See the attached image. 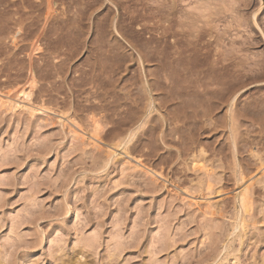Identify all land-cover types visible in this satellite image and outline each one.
<instances>
[{"label": "rangeland", "instance_id": "obj_1", "mask_svg": "<svg viewBox=\"0 0 264 264\" xmlns=\"http://www.w3.org/2000/svg\"><path fill=\"white\" fill-rule=\"evenodd\" d=\"M33 1L34 21L15 24L6 11L29 9L0 0V264H264V80L185 66L159 85L161 35L144 29L160 22L142 7L130 25L125 0H55L45 23ZM197 1L200 26L229 30L216 49L264 52V0L180 4ZM109 45L125 59L113 74Z\"/></svg>", "mask_w": 264, "mask_h": 264}, {"label": "bare ground", "instance_id": "obj_2", "mask_svg": "<svg viewBox=\"0 0 264 264\" xmlns=\"http://www.w3.org/2000/svg\"><path fill=\"white\" fill-rule=\"evenodd\" d=\"M7 1L9 3V8L10 7H13L15 5H18L20 4V6L22 8H27L29 9V11H26L22 12V14L20 13V10L19 11H13L11 10L6 11L5 14H8L10 15L9 17L5 18V19H8L10 21H14L13 23L17 24L18 21H24V20H32L34 21L35 17H34V13H35V8H36V2H34L33 0H16V1H13V0H4V2ZM47 1V6L49 8V11L47 13V16H46V22L47 23L51 16H52V11H53V5L55 3V0H46ZM77 1V0H76ZM74 0V2H76ZM82 1V0H81ZM87 1V0H86ZM90 1V0H89ZM95 1V0H94ZM123 1V0H122ZM188 0H163V2H159L157 0H125L122 2V4H116V6L118 7L117 10H119V13L117 14V18L119 20V23L121 24V21L124 20V17L126 16L127 20L129 19L130 20V25H132L135 21L137 22V17L138 16H134V14H136L139 10L140 7H142L141 9H143L145 11V15L144 17H148V18H158V21L160 22L159 25H156L155 28H146L144 29V32L145 33H150V32H160V35H161V41H160V44H158L160 46V55H162V64H163V71L161 70L159 74V78H157L158 81V84L159 85H162L165 86V83L161 82V80L165 79V77L169 76L168 74V71H170L169 69L171 67H175V68H184L185 70V66H191L192 69L195 68L197 71H198V75H204L202 77L205 78V75L206 74H210L212 70H214V68H221L222 71L224 70L225 71V74L227 75L228 79L227 80H231V81H234V82H244V79L246 77V75L243 73L246 71H253L252 73H254L255 75L251 78V77H248L249 79L253 80V81H261V80H264V52L262 54H256L254 55L253 58L250 57L251 55H240V53L242 52H245L247 50H249V47L252 45V43L254 41H256L255 39H252L251 37L253 36H250L248 38L252 39V42L250 43H247V42H239L240 44V48L238 49H235V45L238 44V42L236 41L237 39L234 38L231 36V42L229 43L230 45V52H229V49L227 50H223L224 52H222V50L220 51L219 49H216L214 47V45H216L217 47H221V48H224L222 47L221 45V42L223 41L220 33L224 31V33L228 32L229 30H223L221 32H219V28H217L219 25H217V27H213V26H210L209 23H205L203 26H200L199 23H201L200 19H199V16L198 14L196 13V11L198 9H200V7L198 6V2H190L188 4H186V6H182L180 3L181 2H186L187 3ZM190 1V0H189ZM192 1V0H191ZM219 1V0H218ZM241 1V0H240ZM245 1V0H244ZM71 2V1H70ZM73 2V3H74ZM78 2V1H77ZM98 2V1H97ZM116 2V1H115ZM222 2V1H221ZM250 2V1H249ZM41 3V2H40ZM66 3V2H65ZM72 3V4H73ZM93 1L92 2H87V4H85V2L82 4L80 3V1L78 3H75L78 4L79 6L82 5L83 7L85 5H87L86 8H88L89 4H90V7L93 6ZM96 1L94 2V6H98V3L97 5H95ZM101 3V2H100ZM238 3V2H237ZM242 3V2H241ZM246 3V2H245ZM185 4V3H184ZM183 4V5H184ZM121 5L123 6L121 9ZM246 5V4H245ZM6 6V4H5ZM19 6V7H20ZM120 6V7H119ZM125 6V7H124ZM204 6H207V5H204ZM214 6V5H213ZM20 7V8H21ZM70 7V6H68ZM133 7V8H132ZM2 8V7H1ZM5 8V7H4ZM93 8V7H91ZM138 8V9H137ZM228 8V7H227ZM238 8V7H237ZM8 9V8H7ZM80 9V8H79ZM235 9V8H234ZM3 10V9H2ZM52 10V11H51ZM78 10V9H77ZM89 10V9H88ZM227 10V9H226ZM5 11V10H4ZM13 11V12H12ZM47 11V10H46ZM73 11V10H72ZM79 11V10H78ZM202 11V10H201ZM205 11V10H204ZM235 11V10H234ZM240 11V10H239ZM10 12V13H9ZM55 12V11H54ZM86 12V11H85ZM0 13H1V10H0ZM4 13V12H2ZM2 13L0 15H2ZM77 13V12H76ZM220 13V10H219V6H215V13H211L213 14V16H217L215 20H212L214 22L218 21V14ZM39 14V13H38ZM67 14V12H66ZM75 14V12H74ZM73 14V17L75 16V18H77L78 20L82 21L83 18V15H84V12L81 13V11L77 14L74 15ZM141 15V13H139ZM17 15H19V17H16ZM46 15V14H45ZM62 15V14H61ZM64 15V13H63ZM87 15V13H86ZM3 16H7V15H3ZM41 16V15H40ZM70 16V15H69ZM110 16V15H109ZM134 16V17H133ZM207 16V15H206ZM205 16V17H206ZM212 15H209V17H211ZM227 16V15H226ZM242 16H245V15H242ZM248 16V15H247ZM72 17V18H73ZM85 17V15H84ZM102 17V16H101ZM106 17L104 16L103 14V18ZM141 17V16H139ZM229 17V16H228ZM227 17V18H228ZM254 19L253 21L255 23L256 22V15L253 16ZM3 19V17H0ZM56 18V17H55ZM68 18V17H67ZM71 16L69 19H72ZM74 18V19H75ZM116 18V17H115ZM231 18V17H230ZM73 19V20H74ZM106 19V18H105ZM147 19V18H146ZM211 18H209L210 20ZM220 19V18H219ZM223 19V18H222ZM244 19V18H243ZM245 19H247L245 17ZM244 19V20H245ZM76 22V24H78V28L76 27V29H80L79 26H80V23L81 22ZM108 20V19H107ZM128 20V22H129ZM153 20V19H152ZM226 20V19H224ZM233 20L236 21L235 26L236 28H245L247 29V27H245V25H247V23H245V21L243 20L242 21V17L241 15H239V13H237L234 17H233ZM154 21V20H153ZM223 21V20H222ZM232 21V20H231ZM4 22V21H3ZM64 23V21H62ZM124 22V21H123ZM127 22V21H125ZM124 22V23H125ZM219 22V21H218ZM248 22V21H247ZM12 23V25H14ZM72 23V22H71ZM103 23V22H102ZM220 23V22H219ZM2 24V23H1ZM32 24V23H30ZM70 24V23H69ZM69 24L67 26H69ZM249 24V23H248ZM123 25V24H122ZM228 25H231V22L230 24ZM250 25V24H249ZM2 26V25H1ZM35 26V25H34ZM59 26V25H58ZM77 26V25H76ZM155 26V25H154ZM4 27V26H2ZM31 27V26H30ZM129 27V26H128ZM124 28L120 26L121 30L120 33L122 34H133V33H141V32H138V30H135L133 29V27L130 26V28ZM209 27V28H208ZM232 27V26H231ZM9 28V27H8ZM7 28V31H9V29ZM12 28V27H10ZM119 28V29H120ZM217 28V29H216ZM230 28V27H229ZM253 27L251 26V29ZM3 29V28H2ZM13 29V28H12ZM60 29V28H59ZM219 29V30H218ZM250 28L248 27V30ZM1 30V29H0ZM6 30V28H5ZM4 30V31H5ZM11 30V29H10ZM143 30V29H142ZM263 30V29H262ZM3 30H1L2 32ZM44 31V30H43ZM109 31V30H108ZM106 30V32H108ZM236 31V30H235ZM247 31V30H245ZM250 31V30H249ZM13 32V31H12ZM76 32V30H75ZM74 32V33H75ZM143 32V33H144ZM239 32L237 30V34H236V37L239 35ZM3 33V32H2ZM10 33V32H9ZM111 33V32H109ZM233 33V32H232ZM247 33V32H246ZM249 33V32H248ZM252 33V31H251ZM16 34V32L14 33ZM78 34V33H77ZM230 34V33H229ZM233 34V35H234ZM1 35V34H0ZM4 35V34H3ZM53 35V34H52ZM80 35V34H79ZM77 36V35H75ZM84 36V35H83ZM104 36V35H103ZM109 36V35H108ZM156 36V35H155ZM16 37V36H15ZM19 37V36H18ZM40 37V36H39ZM5 38V37H3ZM7 38V37H6ZM82 39V36L80 37ZM214 38V41H212L211 39ZM224 38V37H223ZM243 38V37H242ZM245 38V36H244ZM2 39V38H1ZM12 39V38H11ZM66 39V38H65ZM71 39V38H70ZM107 39L108 37H105V41L107 42ZM154 39V38H153ZM257 39V38H256ZM13 40H16L15 38ZM74 40V39H73ZM79 41H81L80 39H78ZM77 38H76V41H78ZM109 40V39H108ZM259 40V39H257ZM103 41V42H105ZM111 41V40H110ZM60 42V41H59ZM106 42H105V46H106ZM224 42V41H223ZM222 42V43H223ZM257 42V41H256ZM260 42V41H259ZM17 43V42H16ZM72 44V43H71ZM254 44V43H253ZM257 44V43H255ZM261 44V43H260ZM4 45V44H3ZM94 45V44H93ZM245 45L247 46L246 48ZM39 46V45H38ZM108 46V44H107ZM157 46V47H159ZM104 47V46H103ZM252 47V46H251ZM255 47V46H254ZM116 47H104V49L101 51V53L104 51L106 53V56L108 58V60H110L109 62H112V65L110 66H113L114 64V68L111 70V68L107 69L108 70H111V73H116V71H118L119 69L122 68V65L125 64L124 60L122 58L120 59H117L118 58V55L116 57V51L117 49H115ZM100 49V48H99ZM98 48H96L95 50H93V54H95V62H94V67H96L97 65V57L99 56V50ZM69 50V48H68ZM144 50V49H143ZM103 52V54H104ZM249 53V52H248ZM252 54V53H251ZM32 55V53H31ZM101 55V54H100ZM103 56V55H102ZM105 56V55H104ZM105 56V57H106ZM100 57V56H99ZM97 60V61H96ZM94 61V60H93ZM104 61V60H103ZM102 61V62H103ZM107 61V60H106ZM62 64V63H61ZM110 64V63H109ZM93 66V64H92ZM98 66V65H97ZM109 66V67H110ZM91 67V66H90ZM190 67V68H191ZM93 68V67H91ZM94 69V68H93ZM105 69V68H104ZM32 70V69H31ZM172 70V68H171ZM246 70V71H245ZM86 71V70H85ZM88 71V70H87ZM176 71V69H175ZM217 71V69H216ZM215 71V72H216ZM84 72V71H83ZM105 72V71H104ZM172 72V71H171ZM179 72V71H178ZM188 72V71H187ZM191 72V70H190ZM214 72V71H213ZM31 73V72H30ZM177 73V72H175ZM193 73V72H192ZM191 73V74H192ZM109 74H110V71H109ZM108 74V75H109ZM111 74V75H112ZM157 74V75H158ZM178 75H180L179 73H177ZM183 74V73H182ZM190 75V73H187L185 74V77H187L186 75ZM194 74V73H193ZM105 75H106V72H105ZM118 75V74H117ZM214 75V74H213ZM223 75V74H222ZM95 76V74H94ZM148 76V75H147ZM197 76V75H196ZM195 76V77H196ZM207 76V75H206ZM211 76V75H210ZM142 77V76H141ZM170 77H171V74H170ZM176 77V76H175ZM182 77V76H181ZM181 77H179L181 79ZM191 77V76H190ZM216 77V76H215ZM215 77H213L215 79ZM226 77V76H225ZM32 78V77H31ZM201 78V77H200ZM209 78V77H208ZM223 78H224V75H223ZM109 79V78H108ZM171 80L173 78H170ZM197 79V78H196ZM207 80V79H206ZM223 80V79H222ZM220 80V81H222ZM95 81V80H94ZM205 81V79H204ZM203 81V82H204ZM115 82V81H114ZM176 81H174L175 83ZM190 82V81H189ZM201 82H202V79H201ZM210 82V81H209ZM218 82V81H217ZM228 82V81H227ZM232 82V83H234ZM29 83V82H28ZM95 83V82H94ZM157 83V82H156ZM207 83V82H204V84ZM193 84V83H192ZM203 84V85H204ZM220 84V83H219ZM241 84V83H240ZM78 85V84H77ZM99 85V84H98ZM102 85V84H101ZM157 86V87H160V86ZM207 85V84H206ZM210 85V84H209ZM237 85V84H236ZM30 86L31 88L34 87V79L32 78L31 82H30ZM84 86V85H83ZM205 86V85H204ZM203 86V87H204ZM234 86V85H233ZM166 87V86H165ZM187 87V86H186ZM189 87V86H188ZM198 87V85H197ZM218 87V86H217ZM161 88V87H160ZM185 88V87H184ZM190 88V87H189ZM200 88V87H199ZM208 88V87H205V89ZM231 88V87H230ZM155 89V88H154ZM173 89V88H172ZM198 89V88H197ZM226 89V88H225ZM221 90V89H220ZM105 91V90H104ZM153 91V89H152ZM196 91V90H195ZM229 91V90H228ZM77 92V91H76ZM184 92V91H183ZM207 92V91H206ZM186 93V91H185ZM197 94V93H195ZM229 94V93H228ZM26 99H29V97L31 96V93L28 92V93H24ZM185 95V94H184ZM203 95V94H202ZM197 96H200L197 95ZM225 96V95H224ZM195 97V95H194ZM222 97V96H221ZM198 98L200 97H197L196 100H198ZM205 98V97H203ZM216 98V97H215ZM200 101V100H199ZM202 101V99H201ZM203 101H206V100H203ZM9 102V101H8ZM12 102V101H10ZM209 102V101H208ZM217 102V101H216ZM214 103V101H213ZM199 104V103H198ZM205 104V103H204ZM264 105V104H263ZM184 106V105H183ZM198 106V105H196ZM201 106V105H200ZM206 107V106H205ZM201 108V107H200ZM253 108V107H252ZM251 108V109H252ZM196 109V108H195ZM208 109V108H207ZM250 109V110H251ZM255 110H257L255 108ZM254 110V111H255ZM260 110V108H259ZM241 111V110H240ZM253 111V110H251ZM179 112V111H178ZM207 112V111H206ZM259 112V111H258ZM255 113V112H254ZM258 114V113H257ZM263 114V113H262ZM208 115V114H207ZM123 118V117H122ZM262 119V118H261ZM260 120V119H259ZM95 124H96V127L97 129L100 128V126L98 125V122L97 121H94ZM123 124V123H122ZM120 125V122L118 123V126ZM170 125V124H169ZM196 125V124H195ZM226 125V124H225ZM196 128V127H195ZM96 129V128H95ZM262 129V128H261ZM100 130V129H99ZM197 132V131H196Z\"/></svg>", "mask_w": 264, "mask_h": 264}]
</instances>
